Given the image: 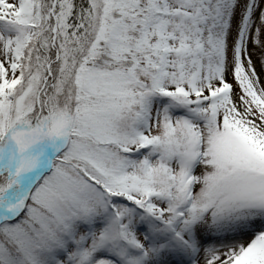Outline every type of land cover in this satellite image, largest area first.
Wrapping results in <instances>:
<instances>
[{
    "label": "snow or ice",
    "instance_id": "obj_1",
    "mask_svg": "<svg viewBox=\"0 0 264 264\" xmlns=\"http://www.w3.org/2000/svg\"><path fill=\"white\" fill-rule=\"evenodd\" d=\"M0 264H264V0H0Z\"/></svg>",
    "mask_w": 264,
    "mask_h": 264
}]
</instances>
